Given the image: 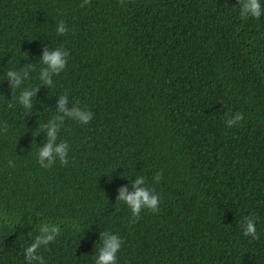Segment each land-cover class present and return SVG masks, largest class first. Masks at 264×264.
<instances>
[{
  "label": "trees",
  "instance_id": "trees-1",
  "mask_svg": "<svg viewBox=\"0 0 264 264\" xmlns=\"http://www.w3.org/2000/svg\"><path fill=\"white\" fill-rule=\"evenodd\" d=\"M236 4L0 0V264H25L42 223L58 228L38 250L45 264H94L105 231L123 241L118 264H264V16L245 21ZM58 47L64 71L24 110L14 97L40 83L43 51ZM8 70L28 80L13 91ZM65 93V109L93 118L65 119L67 163L44 168L38 131ZM137 175L158 212L133 217L117 201ZM249 215L256 240L239 227Z\"/></svg>",
  "mask_w": 264,
  "mask_h": 264
},
{
  "label": "clouds",
  "instance_id": "clouds-1",
  "mask_svg": "<svg viewBox=\"0 0 264 264\" xmlns=\"http://www.w3.org/2000/svg\"><path fill=\"white\" fill-rule=\"evenodd\" d=\"M87 3V0H85ZM238 11L239 16L247 21L249 19L259 20L264 16V0H237L234 7ZM56 34L64 35L66 33L65 23L60 21L55 28ZM68 53L63 48L45 49L41 57V65L44 67L39 74V84L35 87L27 88L20 92L18 97H14L17 104L24 110L32 108V98L41 84L51 85L54 76H58L64 71L67 64ZM34 70L30 66V71ZM5 78L11 85L13 91L21 88L22 82L28 80L27 74L21 75L15 70H8ZM4 78V79H5ZM70 103L67 93L60 95L58 99V111L60 115H55L48 119L46 123L40 126L38 132L46 133V143L42 149H38L36 153L37 163L44 168H50L53 160H58L62 165L67 163L69 145L66 141L58 142V134L63 126L65 119L73 120L82 125H87L93 118V113L86 109H82L75 103H71L72 107L65 109V105ZM242 114L236 112L230 118L225 119V126L228 128L237 125L241 121ZM47 161V164L44 162ZM11 166V161L9 162ZM162 173H155L153 180L159 182ZM132 192H127L126 188L119 190L117 201L123 203L131 212L133 217H138L142 210H150L152 212L159 211L161 198L159 194L148 186L145 176L137 175L132 181ZM257 221L252 216H245L240 222L242 235L244 237H252L253 240L259 238L257 233ZM58 234V228H50L48 224L42 223L38 226V235L35 236L33 242L24 249L25 264H45L44 258L38 255L41 246H47L54 241ZM123 241L116 234L105 231L100 235L97 253L93 257L94 264H118V253L121 249Z\"/></svg>",
  "mask_w": 264,
  "mask_h": 264
}]
</instances>
